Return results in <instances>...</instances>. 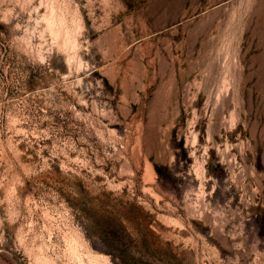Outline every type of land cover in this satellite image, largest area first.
<instances>
[{
  "label": "rangeland",
  "instance_id": "374dc122",
  "mask_svg": "<svg viewBox=\"0 0 264 264\" xmlns=\"http://www.w3.org/2000/svg\"><path fill=\"white\" fill-rule=\"evenodd\" d=\"M0 264H264V0H0Z\"/></svg>",
  "mask_w": 264,
  "mask_h": 264
}]
</instances>
